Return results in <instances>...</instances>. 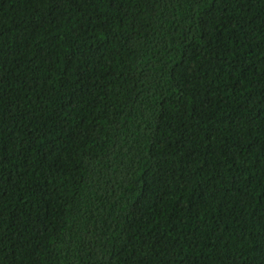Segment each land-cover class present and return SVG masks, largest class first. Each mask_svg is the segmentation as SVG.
Listing matches in <instances>:
<instances>
[{
  "label": "trees",
  "instance_id": "16d2710c",
  "mask_svg": "<svg viewBox=\"0 0 264 264\" xmlns=\"http://www.w3.org/2000/svg\"><path fill=\"white\" fill-rule=\"evenodd\" d=\"M0 264H264V0H0Z\"/></svg>",
  "mask_w": 264,
  "mask_h": 264
}]
</instances>
